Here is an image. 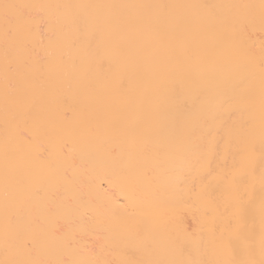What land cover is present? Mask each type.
I'll return each instance as SVG.
<instances>
[{
    "label": "bare ground",
    "instance_id": "bare-ground-1",
    "mask_svg": "<svg viewBox=\"0 0 264 264\" xmlns=\"http://www.w3.org/2000/svg\"><path fill=\"white\" fill-rule=\"evenodd\" d=\"M264 264V0H0V264Z\"/></svg>",
    "mask_w": 264,
    "mask_h": 264
},
{
    "label": "snow or ice",
    "instance_id": "snow-or-ice-1",
    "mask_svg": "<svg viewBox=\"0 0 264 264\" xmlns=\"http://www.w3.org/2000/svg\"><path fill=\"white\" fill-rule=\"evenodd\" d=\"M121 264H127V262H121Z\"/></svg>",
    "mask_w": 264,
    "mask_h": 264
}]
</instances>
